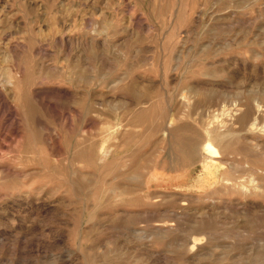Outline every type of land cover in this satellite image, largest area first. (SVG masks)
I'll return each mask as SVG.
<instances>
[{
	"label": "rangeland",
	"instance_id": "obj_1",
	"mask_svg": "<svg viewBox=\"0 0 264 264\" xmlns=\"http://www.w3.org/2000/svg\"><path fill=\"white\" fill-rule=\"evenodd\" d=\"M0 264H264V0H0Z\"/></svg>",
	"mask_w": 264,
	"mask_h": 264
},
{
	"label": "bare ground",
	"instance_id": "obj_2",
	"mask_svg": "<svg viewBox=\"0 0 264 264\" xmlns=\"http://www.w3.org/2000/svg\"><path fill=\"white\" fill-rule=\"evenodd\" d=\"M255 122H256V121H255ZM252 126H254V125H252ZM202 150H203L205 156H206L207 158H209V157H212V155H211L210 153L214 152V150H216V148H215V146H213L211 143H209V142H205V143L203 144V146H202ZM216 153H217V152H216Z\"/></svg>",
	"mask_w": 264,
	"mask_h": 264
}]
</instances>
